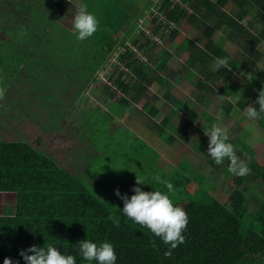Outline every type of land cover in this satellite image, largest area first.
I'll return each mask as SVG.
<instances>
[{
    "label": "trees",
    "instance_id": "16d2710c",
    "mask_svg": "<svg viewBox=\"0 0 264 264\" xmlns=\"http://www.w3.org/2000/svg\"><path fill=\"white\" fill-rule=\"evenodd\" d=\"M78 1L79 5H87V10L99 21V29L92 37L79 41L66 26L50 24L45 15L44 21H37V17L33 25L21 30L25 37L23 43L13 47L24 49L25 53L9 57L13 58V70L9 71V75L5 70L0 71V76L5 73L12 79L15 70L26 60L23 68L28 75V91L25 90L31 101L28 102L32 109L29 116L41 126L42 132L52 131V128L57 130L60 117L81 101L83 93L95 86L97 75L104 70L109 82L115 85V90L105 87L104 94L109 98L119 95L114 101L116 112L122 115L143 102L140 111L160 119L155 124L158 135L159 132L164 133L166 128L172 131L176 127L173 120L185 109L184 102L174 99L171 92L165 89L169 80L161 74L167 71V61L173 55L161 50L163 55L157 59L149 75L143 71L144 64L134 58L132 49L134 46L141 50L144 46L149 61L158 47L152 40L153 36L161 37H158L159 44L160 39L166 37L164 43L173 42L182 34L185 26L195 32L196 38L193 40L185 36L182 39L178 52H186L187 57L183 65L169 73L195 86L193 109L188 111L185 119L189 124L188 130L196 135L200 144L208 145L204 129L210 126L205 120L209 117L207 108L213 102L221 103L225 115L236 113V109L244 113V108L250 104L259 109L255 101L259 91L264 88V70L255 75L251 71L261 59L260 46L264 44V0H164L160 7L156 5V14L151 10L152 0ZM146 12L154 15L149 18V27L140 29L137 25L142 19L146 25ZM161 13L162 16H159ZM245 18H248L246 25L242 24ZM45 29H57L59 32L56 37L50 36L47 41L43 43L42 40L37 45V34ZM215 33H220L237 46L232 58L213 43L211 38ZM45 47L56 49L48 51L46 57H40L37 52H33L35 56L26 55L29 51ZM121 47L124 50L117 55V60L127 71L120 70L115 76L118 67L108 60ZM218 58L226 59L229 69L217 68L215 61ZM3 59L6 60V57ZM238 69L248 72L245 81L247 88L244 90L238 86L235 77ZM155 83L163 89L160 95L149 93V88ZM218 84L221 85L217 92L215 87ZM234 92L240 96L232 104L229 97ZM160 98L167 104H173L167 107L165 113L155 110L151 104ZM141 116L143 119L147 117ZM238 116L234 117V122L240 124L242 118ZM110 117L107 114L108 121ZM55 118L57 122L53 123ZM258 124H264V114H261ZM90 126L92 124L88 128ZM97 130L95 133H98ZM184 134L182 130L179 137L185 141ZM232 144L236 145V141ZM142 145L145 144L142 142ZM80 150L81 145L68 151L64 160L59 162L25 140H0V204L2 197L14 199L13 207L1 206L0 264H3L4 258H11L14 264H24L18 254L21 250L49 244L54 245L61 254L76 256V264H98L97 261H84L78 254L76 246L85 239L97 244L112 243L117 256L116 264H264V191L255 214L249 213L247 207L252 183L260 181L264 184V164L251 161L247 165L250 174L237 176L240 182L230 190L229 195L232 208L219 201L216 194L213 197L217 189L199 172L197 167L200 162L194 166L195 171L188 164V177L180 175L174 165L172 176L165 175L157 167L151 173L137 175L144 181L143 185L137 187L145 192L161 190L167 193L163 184L152 179L153 172L161 171L162 180L171 178L167 181L173 184L176 192L174 196L169 194L170 198L187 213L188 224L183 233L185 242L172 250L171 258H165L163 253L169 246L147 228L125 217L121 212L123 202L120 198L101 202L78 177L77 173L88 170L90 166L79 162L72 165L68 157L72 159L73 155H79ZM251 151V148L249 152L236 149V154L240 157L239 153L243 152L250 156ZM84 152L87 156L89 148L86 147ZM209 163L215 172L224 171L226 175H232L227 171V160L221 165H216L212 159H209ZM91 175H98V172ZM200 177L203 180L198 183ZM192 181L197 182V187L204 192L202 196L187 190ZM109 217H118L119 227ZM153 240L156 248L150 243Z\"/></svg>",
    "mask_w": 264,
    "mask_h": 264
},
{
    "label": "rangeland",
    "instance_id": "374dc122",
    "mask_svg": "<svg viewBox=\"0 0 264 264\" xmlns=\"http://www.w3.org/2000/svg\"><path fill=\"white\" fill-rule=\"evenodd\" d=\"M150 16L153 17L152 15H148V18L146 17V25L142 23L144 22V19H142L137 26L140 29H145L146 26L149 27ZM247 20L248 18H245L242 24L246 25ZM65 26L67 30L73 31L72 21L66 23ZM193 32V30L185 26L182 30V34L173 42L164 43L166 37L163 40L160 39L161 44L157 42L158 37H161L158 35L153 36L152 40L158 44V47L154 49L155 55L149 59V61L144 46H142L143 48L141 47V50L136 49L135 52L134 58L144 64L143 71L147 72L149 75L152 74L157 59L163 55L161 50L164 49L173 55L167 61V71H163L161 74L169 80V85L165 86V89H168L169 92H171L174 99L184 102L185 109L183 112L176 115L178 117H176L177 119L173 120L176 127L172 131L166 128L164 133L159 132L158 135L155 130V124H158L160 119H158L156 115H148L147 113L141 112L140 110L143 102L139 105H134V107L131 106L133 108L130 107L131 109L122 115L116 112L114 101L115 97L119 95L116 94L114 98H109L104 94L105 87H110L112 90H115V85L109 82L104 70L97 75L95 86H92L90 90L84 92L81 101L77 103L70 112H67L65 119L60 124L56 133L52 136H45V133L42 132L41 128L37 127V124L28 120H26V122L29 124L25 125V130L22 128V130L20 129L23 120H20L19 123L16 120L15 125H17L19 130L25 134L24 136L23 134L18 136L11 134L10 131H14L13 127L15 123L14 120L10 121L12 116H26L24 113L26 112V109H28V102H31L29 101L30 99H28V88L25 87L26 83L21 82L23 83L22 86L25 88H20L16 87L15 85L18 83L14 82L9 86L10 89H8V91H11V93L14 91L17 97H9V93L8 95L5 94L3 101L0 99V103H3V105L0 106V140H24V137H26L25 140H27L30 145L44 151V153L50 156H54L53 158L58 159L61 162L64 160L68 151L74 150L75 147L81 145L79 155H73L72 159L69 156L68 160L72 161V165L79 162L90 166L88 170L76 173L79 174L78 177L83 180V183L87 185L91 192H93L95 196L104 203L117 197L114 195V191L117 189L121 195H133L131 189L139 186L135 183L137 175L143 176L142 173H151L150 171H154L157 167L160 168L165 175L172 176V165H174V169L180 175L188 177V164L189 168L192 171H195L197 169L194 166H197L200 162L199 167H197L199 168V172H201L203 176L208 179V182L210 181L217 189V193L214 192L213 197L216 194L219 201L227 207L232 208L233 205L229 199L230 190L238 185L240 179L234 175H226L224 171H220L219 173L214 171V167L209 163V159L211 158L207 155V146L202 145V143L200 144L196 135L188 130L189 124H186L187 121L185 116L188 111L193 109L194 97L192 93L195 91V86L184 80H179L178 76L172 77L169 73L171 70H177L183 65L187 53L180 52L179 54V45L185 36L194 40L196 34L195 32L193 34ZM211 40L219 49L223 50L228 57L232 58L236 54L237 46L231 44L220 33H215ZM126 42L127 44L130 43L128 39H126ZM123 50L124 47H121L119 52L115 53L108 60L110 63L117 65L116 67H118L115 76H117L120 70L123 72L127 71L117 60V55L123 52ZM260 52L261 59L251 71L253 75L260 70H264V44L260 46ZM247 73L248 72L243 69L235 71V77L239 82L238 86H240L242 90L247 88L245 84L248 76ZM1 77H6V75H1ZM0 80L1 86L5 79L1 78ZM220 85L221 84H218L215 87L217 92ZM20 91H22L23 94L18 96ZM162 91L163 89L158 87L156 83L149 88V93L153 95H160ZM5 93H7V91ZM238 98V93L234 92L229 97V101L234 104ZM151 104L155 110H158L161 113H165L167 107L173 106L172 103L167 104L163 98H160L159 101L151 102ZM220 104L221 103L213 102V104L207 108L209 117L205 122L208 126L217 123L221 127L226 128L229 135L228 142L234 143L236 141V145L234 146L237 150H245L249 152L251 148L252 151L250 156L243 152L239 153L240 159L243 160L246 165L251 161H255L259 165L264 164V124L259 125L258 119L250 121L245 113L240 110L237 111V109L236 113H231L230 115L226 114V116L221 109ZM5 112L7 115H5ZM107 114L111 115L109 121ZM104 115L106 116L104 117ZM141 115H147V117L143 119L141 118ZM236 115H239L238 117L243 119H241L240 124L234 122V117ZM27 117L28 116H26V118ZM35 117L36 115L34 118ZM8 118H10V120H8ZM30 118H32V116ZM135 120H144L145 122L140 123ZM52 122L56 123L57 119H53ZM89 124H92V126L88 128ZM87 128V135H85V138L80 144V139L83 137ZM7 129L10 130L9 134L5 131ZM96 130L98 133H95ZM182 130L185 133V141L184 138L179 137ZM39 137L40 142L37 144L36 142ZM136 138H139L140 141ZM142 142L145 145H142ZM86 147L89 148L88 157L85 156L86 152H84ZM66 168L68 169L69 167ZM161 171L153 172L151 175L155 176L160 174L159 176L162 178ZM94 172H98V175L92 176L91 173ZM168 179L171 178L166 177L164 180L167 181ZM202 180L203 177H200L197 182L200 183ZM197 182L192 181L187 186V190L192 194L202 196L204 192L197 187ZM210 182L209 184H211ZM263 191L264 184L262 182L257 181L252 183L251 191L247 196L249 213L255 214L257 207L263 198ZM1 200L0 212L2 205L8 207L14 206L13 197H2Z\"/></svg>",
    "mask_w": 264,
    "mask_h": 264
},
{
    "label": "clouds",
    "instance_id": "9594fccd",
    "mask_svg": "<svg viewBox=\"0 0 264 264\" xmlns=\"http://www.w3.org/2000/svg\"><path fill=\"white\" fill-rule=\"evenodd\" d=\"M99 26L96 16L87 10V5L81 4L73 18V32L76 34V39L84 41L92 37ZM215 63L217 68L229 69L226 59L218 58ZM4 94L5 89L0 88V99H3ZM255 105L259 106L258 110L251 104L244 108V113L250 121H255L260 118L261 114H264V88L259 91ZM204 135L208 138L207 155L216 165H221L227 160L229 162L227 171L230 174L241 177L250 174L251 170L246 163L237 156L235 146L228 142L229 135L226 128L213 123L209 128L204 129ZM152 179L163 184L167 193L161 190L145 192L140 187H133L131 191L134 194L130 197L126 194L121 195L118 189L114 191V195L123 202L122 214L134 223L147 228L155 237L168 245V250L163 255L165 258H171L172 250L185 242L183 233L187 228L188 216L186 211L182 207L176 206L170 198L169 194L174 196L176 192L173 184L162 180L159 175L153 176ZM135 183L143 185L144 181L136 176ZM109 219L116 227H119L118 217H109ZM150 243L156 248L154 240ZM76 250L84 261L116 264L115 248L110 242L97 244L85 239L78 243ZM18 254L24 264H76V256L61 254L51 244L43 247L33 245L21 250ZM3 264H14V261L11 258H4Z\"/></svg>",
    "mask_w": 264,
    "mask_h": 264
},
{
    "label": "crops",
    "instance_id": "0c3cea01",
    "mask_svg": "<svg viewBox=\"0 0 264 264\" xmlns=\"http://www.w3.org/2000/svg\"><path fill=\"white\" fill-rule=\"evenodd\" d=\"M79 3L78 0H0V71L5 70L9 75V71L13 70V66L11 63V60L13 58H9L10 56L14 57L13 55H22L25 53L26 50L24 49H14V46H18L23 43L25 40L24 33L21 30L28 29L29 25H33L34 22L39 20H46V18L49 20L50 24H58V25H64L66 23H69L72 21L73 23V18L74 15L79 8ZM43 15L46 16L43 17ZM44 19V20H43ZM70 31V30H69ZM57 32L59 30H48L45 29L41 34L38 35V40H37V45L41 44V41L44 43V41L48 37H56ZM73 32V31H70ZM49 35V36H48ZM47 41V40H46ZM51 49H56V48H39L37 51H29L26 55L28 57L35 56L33 52H37V55L40 57H46L48 54V51L50 52ZM53 55L54 53H50ZM3 57H6V60L3 59ZM28 61V60H27ZM26 63V60L24 63L20 66L18 70H15L14 74L11 76L12 79H10L8 76L6 77H1L0 79L3 78L5 79L3 85L0 86V88H4L6 95L17 97L14 93V91L11 93V91H8L10 89L9 86H11L14 82H17L18 84L15 85L16 87L20 88H25L28 86V75L26 71L24 70L23 66ZM2 73H4L2 71ZM11 73V72H10ZM3 75H6L5 73ZM1 81V80H0ZM24 82L25 87L22 86ZM4 94V96H5ZM23 92L20 91L19 95H22ZM3 101V99H1ZM3 105V103H0V106ZM30 106L28 105V109H26V118L25 115H13L12 119L8 118V120L13 121L14 120V131H10L9 129L5 130L7 134H9V131L11 134H15L16 136L18 135H25L24 133L21 132L22 129L25 130L26 124H29L26 122V120L33 122V118H30L29 113ZM1 112V111H0ZM29 112V113H28ZM5 115L7 113L5 112ZM65 119V115L60 117V124L62 121ZM16 120L19 123L20 120H23V123L20 127L21 130H19L18 126L16 124ZM34 123V122H33ZM58 125V128L60 126ZM38 128H41L40 125H37ZM45 130V128H43ZM52 131L46 132L45 131V136H52L53 134L56 133L55 128H52ZM26 137H24L25 140ZM18 140V139H17ZM27 141V140H25ZM40 142V137L37 139V144ZM44 152V151H43ZM46 154V153H45ZM48 155V154H47ZM50 156V155H49ZM54 157V156H51ZM58 160V159H57ZM61 162L60 160H58Z\"/></svg>",
    "mask_w": 264,
    "mask_h": 264
},
{
    "label": "built area",
    "instance_id": "2783aa9c",
    "mask_svg": "<svg viewBox=\"0 0 264 264\" xmlns=\"http://www.w3.org/2000/svg\"><path fill=\"white\" fill-rule=\"evenodd\" d=\"M162 1H164V0H152V2H153V7L151 8V10H153L154 12V14H156L157 13V9L155 8L156 7V5H158L159 7H160V5H161V3H162ZM174 1H176V0H174ZM153 14V15H154ZM149 15V12H146V16H148ZM152 15V16H153ZM159 16H162L161 14H158ZM157 42H159L158 41V39H157ZM128 45H130V44H128ZM131 46V45H130ZM132 48V47H131ZM134 52H136V48L133 46V49H132Z\"/></svg>",
    "mask_w": 264,
    "mask_h": 264
}]
</instances>
